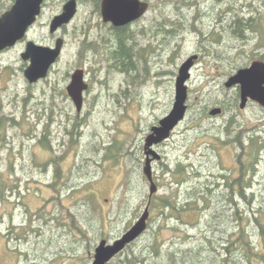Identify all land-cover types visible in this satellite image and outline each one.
<instances>
[{"label":"rangeland","instance_id":"374dc122","mask_svg":"<svg viewBox=\"0 0 264 264\" xmlns=\"http://www.w3.org/2000/svg\"><path fill=\"white\" fill-rule=\"evenodd\" d=\"M150 1L155 9L120 32L135 48H146L139 50L138 73L114 60L123 51L118 33L89 0H83L72 22L54 34L50 22L65 0L44 1L24 40L54 46L58 37L64 38L62 54L46 79L36 84L26 79L29 61L21 56L25 43L0 53V114L13 111L17 119L1 137L3 145L5 137L14 140L17 150L3 146L0 151V264H91L102 239L113 241L135 223L149 196L150 183L143 173L145 138L172 109L178 70L193 54L199 57L187 81L186 117L160 144L162 159L153 163L157 194L172 191L161 161L172 169L178 159L194 162V167L202 163L207 175L236 166L237 144H221L228 137L219 136L229 119L238 123L236 133L257 136L262 131L264 138V108L250 101L241 109L240 97L239 106L234 98L239 87H225L238 69L264 61V0H182L178 5L173 0ZM186 1L189 5L182 8ZM13 3L0 0V16ZM237 17L248 23L246 40L233 33ZM163 45L167 50L160 57L158 77L139 81L144 63ZM123 49L126 54V45ZM78 68L87 72L89 83L81 113L66 90L70 74ZM220 101L228 104L226 109ZM215 107L222 113L211 115ZM45 132L47 139L41 140ZM260 154L246 193L249 197L255 192L256 201L264 202V149ZM235 201L246 218L252 207L239 195ZM222 204L215 203L221 219L226 213L225 226L235 227L236 209ZM255 204L252 209L258 208ZM192 221L165 220L158 210L150 211L148 229L133 248L141 253L156 243L163 250L189 248L208 234L209 219L203 213ZM250 233L259 245L253 226Z\"/></svg>","mask_w":264,"mask_h":264},{"label":"trees","instance_id":"16d2710c","mask_svg":"<svg viewBox=\"0 0 264 264\" xmlns=\"http://www.w3.org/2000/svg\"><path fill=\"white\" fill-rule=\"evenodd\" d=\"M1 7L2 5H0ZM240 20L238 17L235 18L234 26H230L237 37L242 30ZM237 24L238 27H236ZM238 28H240V32H237ZM117 32H119V45L123 51L122 55L117 52L114 60L117 59V62H122L127 66V60L124 57L128 58V56L127 52L124 54L123 46H127L128 41H125L126 36L120 33L121 31L118 30ZM234 96L235 104L238 105L239 89L236 90ZM220 102L226 109L228 104L225 101ZM237 126L238 123L233 124L229 119L219 133L221 137H228L227 140L223 139L221 144H237V164L234 168L225 169L222 167V172H211L210 175H207L204 173L202 163L194 167V162L186 163V161L178 159L174 169H172L170 164L161 161L163 174L171 178L172 191L165 195L155 193L151 197L150 211L158 210L163 219L175 218L185 224H193L192 220L203 213V216L209 219L206 226L208 234L205 239L186 249H172L170 247L163 250L160 244H151L141 253V251L136 252L133 248L141 235L108 264H264V202L263 200L261 202L256 201L255 192L249 197L246 193V190L248 191L252 186L251 177L255 175L261 157L260 152L264 149V138L260 134L262 131H257V136L255 133L252 135H245L241 131L236 133ZM218 139L219 137H217ZM210 143L209 146H212V142ZM247 176L250 179H247ZM182 194L185 197L183 200L180 197ZM235 195L247 200L248 208H253L255 203H257L255 205H258V208H251V211L247 209L249 215L243 218V211L240 212V205L235 201ZM149 198L150 194L147 203ZM249 198L251 199L249 200ZM215 203H223L225 208L228 204L231 208L236 209L232 219L236 222L235 227L225 226L227 223L225 220L226 213L221 219L222 216L219 214ZM213 204L215 211L212 216H208L207 211L211 210ZM252 226L261 238L259 245L252 241L250 233ZM174 228L179 227L175 226Z\"/></svg>","mask_w":264,"mask_h":264},{"label":"water","instance_id":"95a60500","mask_svg":"<svg viewBox=\"0 0 264 264\" xmlns=\"http://www.w3.org/2000/svg\"><path fill=\"white\" fill-rule=\"evenodd\" d=\"M44 0H15L10 9L0 16V50L14 46L26 37L30 27L35 24L43 11ZM149 10V3L144 0H103L102 17L105 22H111L115 27L126 26L144 16ZM78 11L77 0H68L62 12L55 15L50 22V33L54 34L63 26L72 22ZM65 40L58 37L54 46L28 41L22 58L29 61L24 71L25 77L33 83L46 78L50 69L60 58ZM198 54L188 57L180 66L175 83V101L172 109L162 117L158 124L153 125L145 138V165L143 173L147 177L149 187V202L135 223L120 237L113 241L102 239L95 248L91 264H108L124 249L136 241L148 228L150 218L151 197L158 192L154 179L153 163L162 159V154L156 146L169 140L173 131L185 119L188 110V85L191 69L198 59ZM226 88L239 87L240 108L245 109L248 103L255 102L264 107V61L254 60L249 66L238 69L225 82ZM89 88L85 79V70L78 68L72 73V79L67 86L68 95L73 100L76 110L81 113L84 105V92ZM222 113L221 107H215L210 114L216 116Z\"/></svg>","mask_w":264,"mask_h":264},{"label":"flooded vegetation","instance_id":"af4514ba","mask_svg":"<svg viewBox=\"0 0 264 264\" xmlns=\"http://www.w3.org/2000/svg\"><path fill=\"white\" fill-rule=\"evenodd\" d=\"M66 1H68V0H65V2H64V4L66 3ZM82 1L83 0H77V2H78V10H79V7L81 6V4H82ZM89 1H91L92 3H93V9L94 10H96L100 15H101V17H102V1L103 0H89ZM144 1H146V2H148L149 3V10L148 11H150L151 9H155L154 7H153V5H152V3H151V1L150 0H144ZM174 2V4H178L177 3V0H173ZM179 1V0H178ZM14 2H15V0H14ZM64 4H63V6H64ZM63 6H62V9H63ZM153 7V8H152ZM43 8H44V6H43ZM61 12H62V10H61ZM78 12V11H77ZM147 14V13H146ZM146 14L144 15V16H142L141 18H143V17H145L146 16ZM140 18V19H141ZM140 19H138V20H140ZM253 19V17H251L249 20H252ZM102 20H103V17H102ZM138 20H136V21H134V22H132V23H130V24H128V25H126V26H121V27H115V26H113L112 25V23L111 22H105L104 20H103V22L104 23H107V24H109L110 25V28H113V29H116V31H123V30H128L129 28H131L132 27V25H134L135 23H137L138 22ZM254 20V19H253ZM66 26V25H65ZM160 27H158V29H159ZM23 41V42H22ZM28 41H30V40H24V39H22V40H19L14 46H11V47H7V48H5V49H3V50H0V53H2V52H5V51H8V50H10V49H12L13 47H15L17 44H19V43H25V49H26V46H27V43H28ZM162 49H161V51H164V48L163 47H161ZM25 49H24V51H25ZM145 50V49H144ZM22 53H23V51L21 52V56H22ZM147 54V53H146ZM159 55H157L156 57L159 59L160 58V53H158ZM199 55V54H198ZM146 57H147V55H146ZM155 57V56H154ZM127 60V62L129 61V58H127L126 59ZM25 61H28V60H25ZM197 61V60H196ZM87 72L85 71V74H86ZM27 79V78H26ZM44 79H46V78H42V79H40V80H38V81H36V82H33V83H31V82H29V83H31V84H36V83H38V82H40V81H42V80H44ZM70 80H69V83L71 82V79H72V73L70 74V78H69ZM28 80V79H27ZM69 85V84H68ZM67 85V86H68ZM66 90H67V87H66ZM88 91V90H87ZM87 91H85L84 92V102H85V93L87 92ZM68 93V92H67ZM71 98V97H70ZM73 101V100H72ZM74 103V102H73ZM75 105V104H74ZM0 107H1V105H0ZM4 116H6V117H4ZM16 121L17 119H16V117H15V112H13V111H11L10 113H8V112H6L5 114H3V116L0 114V151H1V149H2V147L4 146V148L5 149H8V150H13V153H15V150H17V148H16V146L13 144V142H14V140H11L9 137H7L8 139H6V137L4 138V145H3V135H6V129H7V125H8V123H10V121ZM2 137V138H1ZM46 140L47 139V133L45 132L44 134H43V137L41 138V140ZM43 142V141H42ZM21 147H25V145H21ZM159 147H160V145H157L156 146V149H158L159 150ZM20 149V148H19ZM15 155H18V153H16Z\"/></svg>","mask_w":264,"mask_h":264},{"label":"bare ground","instance_id":"6f19581e","mask_svg":"<svg viewBox=\"0 0 264 264\" xmlns=\"http://www.w3.org/2000/svg\"><path fill=\"white\" fill-rule=\"evenodd\" d=\"M180 2H182V0H179V1L177 0L178 4H180ZM178 4H176V5H178ZM187 5H189V2L186 1V2H183L180 6L182 8H184ZM194 18H196L198 20V18L196 16ZM240 23L242 25L241 26L242 30H241V34L238 35V38L246 40L248 37H247V34H246L245 31L248 28V23H247V21H241ZM190 27L197 28L196 25H194V24H192ZM117 33H119V32H117ZM127 43H129V41ZM135 46H136V44L133 45V44H130V43L126 46L127 56L129 58V61L127 62V66L135 67L134 73H138L139 71L136 70V69L138 68L139 62L141 61V57L139 55V50H144V49H142L141 47L135 48ZM162 47L164 48L165 46L163 45ZM166 50H167V48H164V51H160V57L165 53ZM157 55H159V54H157ZM156 56L152 57L151 59H149L148 61H146L144 63L142 69L140 70L141 73L143 74V77H141L139 81H144L147 78H151V77H158V75L160 73V62H159V60H161V58L158 59V58H156ZM156 60H157V62H156ZM162 63H164V62H162ZM123 68H125V67H123ZM126 72H131V70H126ZM131 78H132V76H131ZM133 81L134 80L132 79V83H134Z\"/></svg>","mask_w":264,"mask_h":264}]
</instances>
